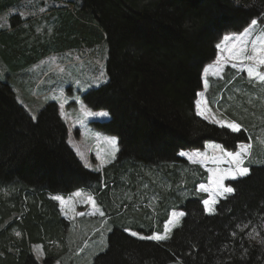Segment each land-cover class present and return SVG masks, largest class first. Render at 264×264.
<instances>
[{
    "label": "trees",
    "instance_id": "obj_1",
    "mask_svg": "<svg viewBox=\"0 0 264 264\" xmlns=\"http://www.w3.org/2000/svg\"><path fill=\"white\" fill-rule=\"evenodd\" d=\"M83 1L108 45V81L83 99L109 112V120L93 125L116 136L119 151L103 171L85 167L68 144L58 104L50 101L34 119L0 80V264H41L33 244L42 246L43 264H55L68 250L71 222L52 195L80 189L90 190L113 221L108 246L92 264H264V163L228 181L233 193L208 214V194L195 191L208 172L180 156L210 140L230 151L252 141L246 130L200 118L195 102L221 39L253 20L263 23L264 0ZM147 174L162 183L151 189L156 212L146 197L145 186L154 182ZM173 209L184 217L166 241L126 232L163 233ZM135 216L147 219L148 229L132 225Z\"/></svg>",
    "mask_w": 264,
    "mask_h": 264
},
{
    "label": "rangeland",
    "instance_id": "obj_2",
    "mask_svg": "<svg viewBox=\"0 0 264 264\" xmlns=\"http://www.w3.org/2000/svg\"><path fill=\"white\" fill-rule=\"evenodd\" d=\"M83 3V0H0V80L11 86L18 102L34 119L47 103L55 101L61 118L68 125V144L86 167L100 172L116 159L119 145L116 136L93 125L95 121L109 120V112L92 109L84 103L87 91L108 81L105 67L108 45L100 28L82 9ZM218 45L216 58L204 68L202 89L195 102L196 114L220 127L235 122L250 134L252 141L245 144L252 148L242 165L250 172L252 165L264 163L261 157L264 152V81L255 75L250 77L247 67L264 74V65L256 60H243L237 53L244 49L250 55L254 46L257 50L264 46V22L257 21L240 34H226ZM113 138L115 146L110 142ZM227 152L237 151L225 149L221 143L211 140L202 148L180 152L182 158L208 172L207 182L199 183L195 189L197 193L208 194L206 200L210 203L205 205V210L206 207L214 209L212 212L206 210L208 214H214L219 201L233 193L221 194L223 187H231L227 182L244 177H232L236 165ZM174 172L182 173L177 168ZM147 175L154 182L145 186L150 195L146 197L148 205L156 212L159 199L151 189L162 183L156 182L155 176ZM185 175L187 178L191 175L188 167H185ZM201 185L207 190H202ZM166 187L169 190L171 185L166 183ZM180 193L183 197L188 195L186 191ZM52 198L62 205L66 202L76 205L78 200L84 210L83 215H76L70 206L62 208L72 219V226L68 231V250L55 264H92L94 257L108 246L113 221L90 190L81 189L67 196L54 194ZM118 204L122 210L123 202L120 200ZM174 212L184 213L181 209L171 210L163 233L146 235L144 231L133 229L126 232L139 239H148L154 234H165L167 225L169 239L184 217H173ZM129 220L134 226L148 229L147 219L135 216ZM17 233L15 236L19 238ZM252 236L258 238L259 234L253 232ZM32 249L43 264L42 246L35 244Z\"/></svg>",
    "mask_w": 264,
    "mask_h": 264
},
{
    "label": "snow or ice",
    "instance_id": "obj_3",
    "mask_svg": "<svg viewBox=\"0 0 264 264\" xmlns=\"http://www.w3.org/2000/svg\"><path fill=\"white\" fill-rule=\"evenodd\" d=\"M252 25H256L257 21L253 20ZM225 39H228V37H225ZM217 47H219V45H217ZM237 56L241 57L243 60H256L258 61V63L260 65H264V46H262L259 50H257L255 48V46L253 47V52L252 54H247L246 50L242 49L240 52L237 53ZM205 72L207 73V69H205ZM247 72L248 75L251 77L253 75H255L258 79H260L261 81H264V74H261L260 72L255 71V69L253 67H247ZM200 115H203V112L199 113ZM217 123H219L217 121ZM221 126H225V125H221ZM226 127H228L229 129H231L234 132H239L241 130L240 125L233 122V123H228L226 125ZM113 146H115L116 144V140L115 138H113L111 141ZM252 146L250 144H242L240 145V150L233 153V152H227L226 155L230 158H232V161L235 163L236 165V170L235 172L231 173L233 178H236V176H246L249 173V169L247 167H242L243 162H244V158L245 156H247L250 151H251ZM181 155H186L185 153H181ZM189 159H192V157H189ZM202 190H207L205 188L204 185L200 186ZM234 189L231 187H223V191L221 194L223 193H231L233 192ZM205 205L208 206L209 205V201L205 200L204 201ZM206 210L209 212L214 211L213 208L211 207H206ZM173 217H179V216H183L184 213H173L172 214ZM171 223V221H170ZM170 231V229H168L167 225L165 227V234H154L151 237H148V239H153V240H165L168 238L167 233ZM133 235H136V233H132ZM17 235H19V233H17Z\"/></svg>",
    "mask_w": 264,
    "mask_h": 264
},
{
    "label": "crops",
    "instance_id": "obj_4",
    "mask_svg": "<svg viewBox=\"0 0 264 264\" xmlns=\"http://www.w3.org/2000/svg\"><path fill=\"white\" fill-rule=\"evenodd\" d=\"M61 0H58V2H60ZM78 191H80V190H78ZM75 192H77V191H75ZM93 195V194H92ZM77 201V204L76 205H73V204H69V203H65V205H62V204H60V209H61V211H62V214H63V216L64 217H68L67 219H70V222L72 221V219L70 218V216L69 215H67L66 213H65V211L62 209L63 207H67V206H70V208H71V210H73V214H76V215H83V213H84V210H82L80 207H82V204H80L79 203V201L78 200H76ZM71 215V214H70ZM71 226H72V222H71ZM35 244H33V246H34ZM37 245V244H36Z\"/></svg>",
    "mask_w": 264,
    "mask_h": 264
},
{
    "label": "bare ground",
    "instance_id": "obj_5",
    "mask_svg": "<svg viewBox=\"0 0 264 264\" xmlns=\"http://www.w3.org/2000/svg\"><path fill=\"white\" fill-rule=\"evenodd\" d=\"M20 40V39H19ZM43 42V41H42ZM194 174V173H193ZM186 180V179H185ZM187 188V187H186ZM193 190V189H192Z\"/></svg>",
    "mask_w": 264,
    "mask_h": 264
},
{
    "label": "clouds",
    "instance_id": "obj_6",
    "mask_svg": "<svg viewBox=\"0 0 264 264\" xmlns=\"http://www.w3.org/2000/svg\"><path fill=\"white\" fill-rule=\"evenodd\" d=\"M85 166V165H84Z\"/></svg>",
    "mask_w": 264,
    "mask_h": 264
}]
</instances>
